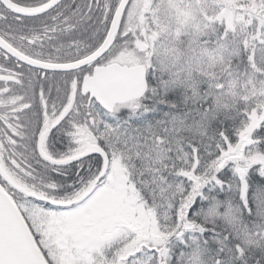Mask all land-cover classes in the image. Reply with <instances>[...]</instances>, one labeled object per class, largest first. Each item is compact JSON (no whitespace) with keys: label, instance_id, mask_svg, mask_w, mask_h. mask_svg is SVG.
<instances>
[{"label":"snow or ice","instance_id":"1","mask_svg":"<svg viewBox=\"0 0 264 264\" xmlns=\"http://www.w3.org/2000/svg\"><path fill=\"white\" fill-rule=\"evenodd\" d=\"M0 264H264V0H0Z\"/></svg>","mask_w":264,"mask_h":264}]
</instances>
